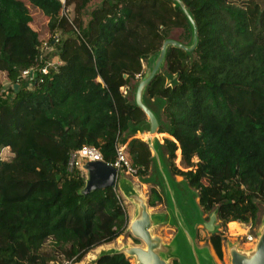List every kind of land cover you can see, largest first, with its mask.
Segmentation results:
<instances>
[{
  "label": "trees",
  "instance_id": "1",
  "mask_svg": "<svg viewBox=\"0 0 264 264\" xmlns=\"http://www.w3.org/2000/svg\"><path fill=\"white\" fill-rule=\"evenodd\" d=\"M89 1L0 0V73L9 83L0 82V264H76L125 230L117 187L82 194V171L67 165L72 150L91 145L113 163L116 144L127 142L137 177L150 174L147 142L128 134L146 119L129 94L172 31L190 43L191 25L174 0H99L84 19ZM181 1L196 25V47L168 48L144 101H163L153 111L158 132L171 137L163 139L170 171L197 191L203 213L216 210L222 226L250 227L264 204V7ZM32 10L61 63L27 80L21 72L42 64ZM157 185L150 207L164 202ZM208 239L222 259L224 235ZM95 264L131 262L112 254Z\"/></svg>",
  "mask_w": 264,
  "mask_h": 264
},
{
  "label": "water",
  "instance_id": "2",
  "mask_svg": "<svg viewBox=\"0 0 264 264\" xmlns=\"http://www.w3.org/2000/svg\"><path fill=\"white\" fill-rule=\"evenodd\" d=\"M187 17L192 36L189 44L167 38L156 55L149 58L146 70L137 81L133 101L145 114L146 119L137 125H131L128 134L141 137L147 142L152 157V177L139 178L140 182L153 181L162 191L166 210L150 211V206L139 184L113 165L104 161H87L82 165L85 171L82 194L93 190L117 187L120 195L130 204V219L126 225L129 233L139 245L123 244L118 247L101 249L92 260L95 264L101 255L124 254L131 264H169L177 261L179 264H218L207 246L196 244V229L201 225L207 232L213 234L217 230L216 210L209 213L208 220L202 218L203 211L198 202V193L191 188L183 178L172 175L167 161V153L163 143L158 139L160 120L153 109H160L163 101L152 100L149 106L144 101L147 86L162 69L166 52L169 47L191 52L197 44L195 22L181 0H174ZM171 223L175 226V234L169 241L154 232L160 225ZM229 264H264V215L255 233L254 242L248 248L241 247L236 242H227Z\"/></svg>",
  "mask_w": 264,
  "mask_h": 264
},
{
  "label": "rangeland",
  "instance_id": "3",
  "mask_svg": "<svg viewBox=\"0 0 264 264\" xmlns=\"http://www.w3.org/2000/svg\"><path fill=\"white\" fill-rule=\"evenodd\" d=\"M98 1L99 0H90L87 3V5L84 9V16H83L84 19L87 18L88 12L98 4ZM256 1L260 4V6L264 7V0H256ZM31 14H32L33 20H34L33 24L37 28L38 32L40 33L41 40H45L48 37V33H47V29L45 27V21H44L42 15L37 10H32ZM178 34H179V31L174 30L169 34V37H167V38L177 40ZM47 56L51 60L55 57V52H47ZM148 60H149V58L147 59V61L144 62V71L146 70ZM0 82L2 83V87L5 89L9 86V83L5 79V76L3 73H0ZM136 83L137 82H134L132 84L133 88L129 94L132 99H133V94H134V89H135ZM160 122H161V120H160ZM164 136H166V135H159L158 136L160 143H163ZM8 153H9L8 150L3 149L1 152V155L6 156V155H8ZM177 154H178V152H177ZM176 162L177 163L179 162V155L177 156ZM82 173L85 177V171L84 170L82 171ZM121 173H123V172H121ZM152 173L153 172H152V168H151L150 174L148 176H146V178L151 180ZM123 174L126 177L133 180L134 182L141 183L139 185H140L142 192L146 198H148V193H149L150 187L152 185H157V183H155L153 181L140 182L139 177H138V180H135V179H132L130 176L126 175L125 173H123ZM159 188H160V186H159ZM160 190H161V188H160ZM161 194H162V191H161ZM162 196H163V194H162ZM163 200H164V197H163ZM124 204H125V208H126V212H127V217L129 220L130 219V204L128 203V201H125V200H124ZM257 204L259 207L257 219H256L255 224L251 225L250 227L248 224L236 222V223L240 224L239 227L241 229L239 230L236 223H231V225L226 224V226H222L221 223L218 220H216V225H217L216 232H221L225 238L222 242V254H223L222 259H218L217 256L215 255L214 250H213L212 246L210 245L209 239H208L211 234L209 232H207L201 225H199L196 229V244L200 247L207 246L218 264H229L228 263V256H227V248H226L227 242H236L241 247L248 248L249 245H251V244L247 243L245 236L247 234H254L255 235V233L258 231V227H259V225L261 223V219L264 215V204L261 202H258ZM164 210H166L165 201L163 203L155 206V207H150V211H164ZM208 216H209V214L202 213V218L204 220H208ZM167 228H171L173 230V232L168 233ZM175 231H176V228L171 223L160 225L154 229V232L156 234L160 235L164 239V241H169L172 238V236L175 234ZM123 244L139 245V242H135L133 237L129 233H127L126 230H124L123 233L120 234L113 242H111L109 244L101 245V246L89 251L83 257V259L79 263H76V264H92V260L95 258V255L97 254V252H99L101 249L110 248V247H118V246H121ZM50 263H52V262H50ZM172 263H173V261L169 262V264H172ZM56 264H69V263L67 261H62L61 263L57 262Z\"/></svg>",
  "mask_w": 264,
  "mask_h": 264
},
{
  "label": "built area",
  "instance_id": "4",
  "mask_svg": "<svg viewBox=\"0 0 264 264\" xmlns=\"http://www.w3.org/2000/svg\"><path fill=\"white\" fill-rule=\"evenodd\" d=\"M64 1V0H60ZM53 42L56 43L58 42V36L56 34L52 35ZM52 46L50 43H48L47 40H43L40 46V55L39 59L41 60L42 64L37 66V67H31L28 69H25L21 72L20 77L23 79L30 80L32 79L33 76H36V73L39 71L41 74H46L48 72L49 68L55 69L58 65H60V60L59 58L55 55L53 59H49L47 56V52L52 51L51 50ZM115 152H116V158L113 163H109L116 167L118 171L125 173L126 175L133 177V178H138L137 177V171L136 169L132 166L131 159L128 154L127 150V142L123 144H116L115 146ZM103 161L102 159V154L94 146L91 145H82L80 148L76 150H72L69 153L68 157V168L69 170L71 169H80L83 171L82 165L87 162V161ZM246 241L249 244H252L255 240V235L254 234H247L246 236Z\"/></svg>",
  "mask_w": 264,
  "mask_h": 264
},
{
  "label": "crops",
  "instance_id": "5",
  "mask_svg": "<svg viewBox=\"0 0 264 264\" xmlns=\"http://www.w3.org/2000/svg\"><path fill=\"white\" fill-rule=\"evenodd\" d=\"M162 133H163V132L158 133V136H159V135H163ZM158 136H157V137H158ZM140 138H141V137H140ZM164 138H171V137L164 136ZM142 139H143V138H142ZM158 139H159V137H158ZM176 177H177V178H181V177H179V176H176ZM131 178H132V179H135V180H138V178H133V177H131ZM118 191H119V190H118ZM120 196H121V195H120ZM121 198H122V196H121ZM122 199H123V198H122ZM123 201H124V199H123Z\"/></svg>",
  "mask_w": 264,
  "mask_h": 264
},
{
  "label": "bare ground",
  "instance_id": "6",
  "mask_svg": "<svg viewBox=\"0 0 264 264\" xmlns=\"http://www.w3.org/2000/svg\"><path fill=\"white\" fill-rule=\"evenodd\" d=\"M119 241V240H118Z\"/></svg>",
  "mask_w": 264,
  "mask_h": 264
}]
</instances>
